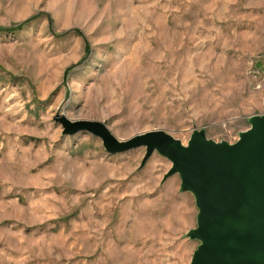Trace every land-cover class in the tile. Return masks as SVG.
Instances as JSON below:
<instances>
[{"label":"rangeland","instance_id":"374dc122","mask_svg":"<svg viewBox=\"0 0 264 264\" xmlns=\"http://www.w3.org/2000/svg\"><path fill=\"white\" fill-rule=\"evenodd\" d=\"M264 113V0H0V264H189L197 207L145 147Z\"/></svg>","mask_w":264,"mask_h":264},{"label":"water","instance_id":"95a60500","mask_svg":"<svg viewBox=\"0 0 264 264\" xmlns=\"http://www.w3.org/2000/svg\"><path fill=\"white\" fill-rule=\"evenodd\" d=\"M60 121L64 134L91 133L109 153L145 147L141 166L154 151L171 163L163 179L178 174L180 191L193 195L198 210L186 233L199 241L189 264H264V113L250 116L232 143L203 129L187 144L162 130L117 140L103 122Z\"/></svg>","mask_w":264,"mask_h":264}]
</instances>
